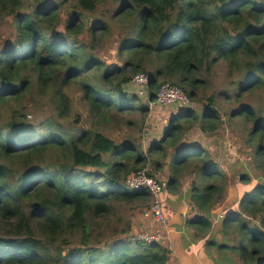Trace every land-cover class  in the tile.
<instances>
[{"label": "trees", "instance_id": "trees-1", "mask_svg": "<svg viewBox=\"0 0 264 264\" xmlns=\"http://www.w3.org/2000/svg\"><path fill=\"white\" fill-rule=\"evenodd\" d=\"M6 17L11 31L0 45V264H173L168 241L178 244L177 234L168 240V228L154 232L161 236L156 243L134 242L126 237L130 229L116 232L107 222L119 215L117 205L149 203L152 209L148 189L126 185L141 170L168 179L161 198L169 223L174 195L180 209L188 205L197 212L173 226L193 228V241L210 263L264 264V0H0V28ZM84 32L90 44L81 39ZM110 37L118 63L94 51ZM220 63L229 73L224 114L217 94L205 105L200 97ZM139 73L149 76L152 103L160 87L171 84L198 104L169 105L177 111L150 141L144 134L148 105L133 83ZM71 86L81 92L96 128L72 131L59 120H28L37 98L49 95L56 98L54 111L65 115ZM111 118L129 130L140 122L143 138H109ZM225 118L241 142L231 150L225 146L219 162L197 135L219 129ZM185 179L188 189H182ZM102 227L115 233L100 241ZM178 234L180 243L187 239Z\"/></svg>", "mask_w": 264, "mask_h": 264}, {"label": "rangeland", "instance_id": "rangeland-1", "mask_svg": "<svg viewBox=\"0 0 264 264\" xmlns=\"http://www.w3.org/2000/svg\"><path fill=\"white\" fill-rule=\"evenodd\" d=\"M100 14H101L100 12L89 13L87 17L95 18L99 16ZM10 21L11 19L9 17H6L1 23L0 45L2 44L1 43L2 41H4L10 36V31H11ZM113 29H118V28L115 25H113ZM113 38L114 37H110L105 42L99 43V46L97 43L95 45V50H94L97 55H99L103 60H105L106 62L110 64L118 63L117 49L115 50V47L112 46L114 43ZM81 39H83L86 44L91 43V38L89 37L87 32H84L81 35ZM211 74L212 75L209 76L207 80V88L203 89L200 92V97L201 98L205 97L204 100L202 101V103L205 105L207 103V99L209 96L213 94H217L219 96L218 105L223 106L221 113L224 114L226 104H225V97L222 96V91H225L227 89V82L229 79L227 64L220 63L217 67L214 68L213 73ZM146 89L147 87L144 88L145 93H146ZM137 90H136V93L138 94ZM67 94L69 96V105H68V110L65 113V115L61 113V109L54 111L57 108L56 103L54 102L56 98L53 95H49L42 100L37 98V100H40L37 104L32 103L33 105L32 104L29 105V106L32 105V108L27 110L28 120L31 123H36L39 121L38 118L43 119V117H46L48 120H54V122H57L56 120H59V123L63 124V127L65 129L72 130V131L88 130L91 128H96L95 127L96 125L92 122L93 115H90L86 109L88 105L84 103L82 104L81 102L82 100L81 92L77 91V88L75 86H71L67 88ZM140 98H142L145 101L149 109V116H148L149 119L147 118L146 120L145 127H144L145 128L144 134L146 135L147 133H149L147 137H148V141H150L153 139V137L155 136L159 137L160 134L163 133L165 126L168 122V119L171 117V114L175 113L177 110L175 111V107L173 106L171 107L166 106L161 109H158L159 107H155V106L150 107V104H149L150 100L148 99L147 93H146V96L140 97ZM192 103H193L192 108H196V107L198 108V104H196V102H192ZM77 116L80 117L79 122H77ZM112 118L109 123V131H105V134L109 138H112L118 143H123L128 140L133 141V139L138 138V137L141 139L143 138L142 137L143 136L142 124L140 122L137 123L136 127H132L129 130L127 128H119L117 126L116 119H112ZM137 120H139V116ZM234 131H237L238 134H241L242 129L240 127H235ZM194 134H195L194 131L191 132L186 137V140L189 142L191 136H193ZM239 140L240 138L238 135H233L231 133V129L228 127L226 118L224 119V124L219 129L215 131L205 132V133L201 132L200 135H197V141H202L204 144H207V146L211 149L210 151L216 156V158H218L217 161L219 162L221 161L220 154L225 152V146H228L230 150L232 149V147H239V144H238ZM148 141L147 142L145 141L143 145L144 149L148 147ZM162 179H165L168 181L167 178H162ZM167 181L165 182L167 183ZM187 187H190V182L187 179H185V181H183V184H182V189H188ZM130 188L135 189L133 187H130ZM132 189H129V190H132ZM136 190H138V188H136ZM172 197H173L174 203H172L170 206V214L172 215L174 219L173 223L168 222L167 213L164 212L161 197L159 199L161 203V207H162V212H163L162 213L163 219L161 220H157L154 216L151 215L152 209L150 211L147 209L149 207V203L144 204V203L138 202L134 204L117 205L115 208H116V212L119 215H116L115 217L109 219L107 222L109 223V226H115L114 228L116 229V232L122 229L124 230L130 229L126 237L131 238V240L134 242H138L139 237L141 235L143 234H148L149 236L155 235L157 233H154V232H159L164 227L168 228L167 235L165 233L166 235L165 238H167L168 240L172 239L171 234L175 232L182 233L183 235H186L187 239L185 241L183 240V242L180 243L181 237L177 235V243L178 244L180 243V248L184 249L183 251L179 252L180 259L184 260L186 264H196L195 261L200 263L203 260V257L201 256L202 255L201 252L202 251L204 252L205 249L202 246L199 248L200 242L196 241L197 243H195L193 241L194 238L192 237V234L195 233V230L191 227L184 226V228L181 231H178V229L174 228L173 226V225H177L178 220L180 221L178 224H181V221L184 224L185 221H187L188 219L195 217L197 215V212L196 211L194 212L192 209V206H188V205H184L183 209H180L179 204L177 202V196L174 195ZM229 206H230V202L224 207H229ZM222 209L223 208L220 209L221 214H222ZM166 221H167V224L159 225V223H165ZM99 231H100L101 236H98V239H100V241L106 240L110 235L115 233L109 230L105 231L106 232L105 233L104 227L100 228ZM170 241H168L169 242L168 247L172 250L173 255H175V252L173 251L175 242L172 243ZM197 259H199V261ZM213 264H217V262Z\"/></svg>", "mask_w": 264, "mask_h": 264}, {"label": "built area", "instance_id": "built-area-1", "mask_svg": "<svg viewBox=\"0 0 264 264\" xmlns=\"http://www.w3.org/2000/svg\"><path fill=\"white\" fill-rule=\"evenodd\" d=\"M133 83L139 87L138 95L140 97L146 96L144 88L149 85V76L145 73H139L133 77ZM176 103H179L187 108L193 107V103L188 95L181 88L171 84H164L160 87L155 103L149 101L150 107H154V105L169 106ZM126 184L128 186L131 185L130 187L135 189H140L142 187L148 189L154 198L151 215L157 220L163 219V212L159 199L166 187L167 183L165 181L154 179L150 177L145 170H141L132 175L131 178L127 180ZM155 235L149 236L148 234H143L139 237V241L156 243L160 240L161 236L158 233Z\"/></svg>", "mask_w": 264, "mask_h": 264}, {"label": "crops", "instance_id": "crops-1", "mask_svg": "<svg viewBox=\"0 0 264 264\" xmlns=\"http://www.w3.org/2000/svg\"><path fill=\"white\" fill-rule=\"evenodd\" d=\"M173 234H177V235H179L178 234V232L176 233H173ZM201 246L199 245V248H200ZM184 249H182V248H180V245H178V244H176L175 243V246L173 247V251L175 252V255H173V264H186V262L184 261V260H181L180 259V257H179V252H181V251H183ZM203 252V251H202ZM201 252V256L203 257V260L200 262V263H198V262H196L195 261V263L196 264H213V263H210L207 259H206V252L204 251L203 253ZM192 254V253H191ZM179 259V261H178V259ZM198 261H199V259H197Z\"/></svg>", "mask_w": 264, "mask_h": 264}]
</instances>
